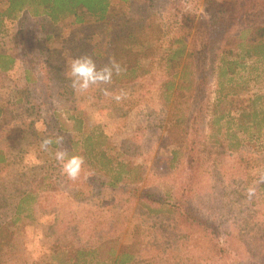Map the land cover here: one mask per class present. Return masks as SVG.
<instances>
[{
  "label": "rangeland",
  "instance_id": "rangeland-1",
  "mask_svg": "<svg viewBox=\"0 0 264 264\" xmlns=\"http://www.w3.org/2000/svg\"><path fill=\"white\" fill-rule=\"evenodd\" d=\"M218 3L116 0L105 23L88 17L77 24L71 15L54 22L27 11L5 17L0 51L17 61L6 72L0 69V151L6 157L0 162V264H116L126 251L135 257L125 264H264V125L257 132L246 118L250 126L244 129L230 117L217 124L212 114L220 44L239 61L232 82L237 94L223 102L225 108L249 106L252 112V100L264 95V59L237 47L247 42L240 36L245 24L264 20V0ZM6 4L0 0V9ZM187 11L209 20L211 49L199 60L202 46L191 31L186 48L197 55L191 88L167 101L162 85L172 74L166 54L179 47L169 45L174 21ZM215 12L221 23L216 27L210 25ZM132 33L141 35L129 46L125 38ZM84 56L98 69L115 62L123 70L113 72L110 83L80 92L67 72L72 59ZM28 74L38 79L30 90ZM256 106L261 118L264 98ZM59 116L68 125L69 116L84 120L83 131L69 130L74 140L92 136V153L76 180L55 159L57 150L69 149ZM227 130H239L238 148L229 146L236 138ZM171 136L182 151L175 166ZM46 138L53 143L43 151ZM103 150L114 164L126 165L127 181L102 184L115 174L96 171ZM28 190L37 194L35 214L26 211L16 220L18 196ZM151 194L175 202L180 220L170 205L144 199Z\"/></svg>",
  "mask_w": 264,
  "mask_h": 264
},
{
  "label": "trees",
  "instance_id": "trees-1",
  "mask_svg": "<svg viewBox=\"0 0 264 264\" xmlns=\"http://www.w3.org/2000/svg\"><path fill=\"white\" fill-rule=\"evenodd\" d=\"M205 4L208 6L217 5L220 6L218 3V0H205ZM116 8V0H7L6 7L1 10L0 9V29L4 24L5 17H12L13 15L20 14L24 11L29 12L33 17H39V16H48L51 18L54 22H57L61 20L63 17L71 15L74 18V22L77 24L85 23L88 19V17L94 18L98 22L105 23L108 20H110L113 16V13L115 12ZM207 9V8H206ZM213 9V7H212ZM218 11V10H217ZM220 11V9H219ZM208 12V11H207ZM223 13H229L230 11L225 9L222 11ZM232 13L230 12L227 14L230 16ZM217 13L212 14L213 23L210 24L211 26H218L221 25V23L216 20ZM176 29V37L174 36L172 40L170 41V48L173 46L174 43H178L179 47L171 50L169 53L166 54L167 56V63H169L171 68V74L172 77L168 78L162 85V91H163V98L167 101L170 100L171 96L177 93V97L181 95L183 92L187 93V91L191 88V79L193 73L192 65H194V59H196V51H193L192 49H187L186 44H188V41L190 39L191 31L193 30L194 35H198V41L200 42L199 45L202 46L201 49V58L199 60L205 59L207 55V49H211L210 43V33L211 29H208L209 26V20H206V18H198V16L193 15L190 12H182L180 16H177L176 21H174ZM204 25V26H203ZM223 25V24H222ZM202 28L203 32L205 33L202 37ZM226 32L225 29H223L221 34H224ZM219 33V35H220ZM140 34V33H139ZM139 34H129V36L125 39L127 44L131 46L132 44H135L139 41L140 35ZM240 36L245 37V40L247 42H238L237 47L241 48L242 51L248 55L249 57H256L258 59H264V20L258 23H251V24H245V26L240 30ZM221 37V36H219ZM218 38V37H217ZM116 41V40H115ZM221 41V40H216ZM118 42V41H116ZM126 44V46H127ZM246 49H245V47ZM220 49L219 52V60H218V92L219 97L218 101L215 103V107L213 108V116L214 121L217 124H220L222 120L225 117H230V122L233 123L234 119L238 120V127L243 128L244 126H250V124H245L248 122L246 118H250L251 126L250 128L258 129L257 132H261V128L264 125V116L261 118L259 117V114L261 113L256 107V100H260V98H264V95H259L258 99L252 100L251 104L253 107H255L252 112L249 111V106L237 108L236 110H227L225 108V100H227L230 95L235 96L237 94L236 91H232L234 88L233 83V74L235 73V64H238L239 61L236 59L231 60L228 58V54L232 53L231 51H225V47L220 44L218 47ZM213 50V48H212ZM199 53V54H200ZM221 54V55H220ZM17 59L15 56L8 54L7 52L0 51V69L4 72L12 69L16 64ZM182 65V68L180 71H176L177 65ZM136 67H133V70H135ZM26 81L30 83L31 85L26 87V89L29 88V90L34 87L35 85H38V79H36V76L34 78H30L29 74L26 77ZM35 83V84H34ZM230 84V87L228 86ZM183 98V94L178 97ZM31 100V99H30ZM32 101V100H31ZM232 101V100H230ZM24 103V102H22ZM26 103V102H25ZM36 105H31L29 108L25 107V110H31V107ZM248 109V110H247ZM233 112H240L239 115L234 116ZM233 113V114H232ZM68 118H73L72 124L68 125L66 123V118H62V116L58 117L57 123L60 126V131L63 132V134L68 138L67 143L68 144V150L69 155H81L85 158H88L87 154L92 153V149H90L91 139L92 136L88 135L84 140H74L71 131H83L84 128V120L82 118H78L77 116H69ZM178 121V120H177ZM175 123V122H174ZM33 126L34 123H31ZM244 129H247L244 127ZM219 132L221 130H218ZM231 130H227L228 134L231 135V138H236V142L231 143L229 146L233 149L238 148L241 145L240 137L238 136L239 130H234L233 133L230 132ZM241 131H254V130H241ZM172 137V136H171ZM219 141V138L217 139ZM53 141V140H52ZM171 145H174L171 153V166H175L179 157L181 156L182 151L178 148L177 143L174 140V136L171 138ZM57 143V142H55ZM82 146L85 148L83 149L82 153L80 152V149ZM88 147V149H87ZM79 150V151H78ZM102 155L98 156L97 161L101 165V167L96 165V171H102L106 174H112L113 172L115 174H112V178L109 180H104L105 182H102V184H107L109 187L118 186L119 182L121 181H127L128 176H122L126 173L125 167L126 165L122 162H118L117 164H114L113 160L106 154L105 150L101 152ZM87 155V156H86ZM6 157L4 154L0 151V162H5ZM99 178V177H97ZM158 197V196H157ZM151 194L148 196H145L144 199H151L150 201L153 203H157L159 206H167L170 205V208L168 211L172 212L174 216H176L177 220H180L181 212L177 209L176 203L170 204V202L165 199L158 197ZM18 201L15 204V214H16V220L22 218L23 213L26 211H29L30 214L33 216L35 214V208L34 205L37 202V194L32 192L31 190L21 192L20 196H18ZM162 210H157L156 212H160ZM134 254L130 251H126L114 259L115 263L117 264H125L132 259H134ZM120 259V260H119ZM75 262H78L77 260Z\"/></svg>",
  "mask_w": 264,
  "mask_h": 264
},
{
  "label": "clouds",
  "instance_id": "clouds-1",
  "mask_svg": "<svg viewBox=\"0 0 264 264\" xmlns=\"http://www.w3.org/2000/svg\"><path fill=\"white\" fill-rule=\"evenodd\" d=\"M122 70L121 66L115 62L111 66L98 69L91 57L84 56L70 61L67 75L71 79L74 89L85 92L94 85L110 83L113 78V72L119 74ZM116 99H120V96H117ZM52 143V139H44L40 144L41 150L48 151V147ZM55 159L61 165L62 172L70 180H76L80 176L84 165L83 156L69 155L67 151L57 150L55 152ZM252 191V189H249V195L252 194Z\"/></svg>",
  "mask_w": 264,
  "mask_h": 264
}]
</instances>
